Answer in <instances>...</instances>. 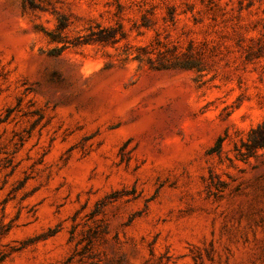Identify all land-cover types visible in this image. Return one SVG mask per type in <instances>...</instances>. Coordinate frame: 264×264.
Masks as SVG:
<instances>
[{
	"label": "rangeland",
	"instance_id": "obj_1",
	"mask_svg": "<svg viewBox=\"0 0 264 264\" xmlns=\"http://www.w3.org/2000/svg\"><path fill=\"white\" fill-rule=\"evenodd\" d=\"M263 120L264 0H0V264H264Z\"/></svg>",
	"mask_w": 264,
	"mask_h": 264
},
{
	"label": "trees",
	"instance_id": "obj_2",
	"mask_svg": "<svg viewBox=\"0 0 264 264\" xmlns=\"http://www.w3.org/2000/svg\"><path fill=\"white\" fill-rule=\"evenodd\" d=\"M32 3L33 0H25ZM170 19L175 20V11L170 9ZM146 26H148L146 24ZM98 31L93 33V37L85 43H96L103 46H112L119 49L118 44L126 37L122 25L118 26H102L98 25ZM56 39L52 37L51 41ZM122 61L136 60L142 64H146L155 70H173V69H190L195 70L199 74V80L204 77L206 66L202 54L194 51L193 44L185 51L180 50L176 45H169L160 39L156 40V44L139 46L135 51L131 50L126 44L122 52L119 53ZM13 109H7L6 114L1 122L10 119ZM223 140L220 137L218 144ZM264 148V120L263 122L252 127L248 132L247 140L242 139L241 144H235L234 150L236 156L240 159H247L257 154L259 149Z\"/></svg>",
	"mask_w": 264,
	"mask_h": 264
}]
</instances>
